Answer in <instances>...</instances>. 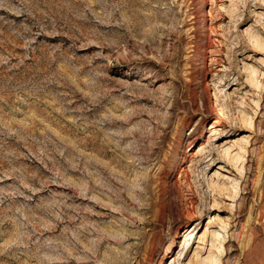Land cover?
Wrapping results in <instances>:
<instances>
[{
  "label": "rangeland",
  "instance_id": "1",
  "mask_svg": "<svg viewBox=\"0 0 264 264\" xmlns=\"http://www.w3.org/2000/svg\"><path fill=\"white\" fill-rule=\"evenodd\" d=\"M239 1L237 18L227 0H0V264H172L190 225L205 231L218 214L224 264H264V95L242 74L264 71L247 34L264 37V4ZM174 101L179 116L160 145ZM235 140L249 142L243 173L223 160ZM215 169V182H240L235 198L220 195V211ZM163 170L180 183L161 223ZM191 199L195 222L180 214ZM197 241L176 264L195 259Z\"/></svg>",
  "mask_w": 264,
  "mask_h": 264
},
{
  "label": "bare ground",
  "instance_id": "2",
  "mask_svg": "<svg viewBox=\"0 0 264 264\" xmlns=\"http://www.w3.org/2000/svg\"><path fill=\"white\" fill-rule=\"evenodd\" d=\"M212 3L215 0H211ZM230 2L229 6L226 7V12L229 14H232L234 17L239 18L240 16V9H241V3L242 1L239 0H227ZM226 2V1H225ZM258 3H262L264 4V0H256V4ZM225 3H221L220 5H224ZM217 10L221 11V6H219V4L217 5ZM235 14V15H234ZM257 15V14H256ZM263 15V13L259 14V17L261 18ZM204 16V14H203ZM211 32L213 33L214 31V27L211 26L210 27ZM247 34H248V48H250L251 50L259 53V54H263L264 55V37L260 34L257 33L255 31H252V29H248L247 30ZM217 40V39H214ZM195 47V46H194ZM197 52V47H195L194 52ZM212 52V51H211ZM213 58H211V61L213 62ZM260 63L264 64V57L259 58ZM244 71L242 72V74H244L246 76V80H245V84L244 87L245 88H250L251 91L253 92H258L260 93V95H264V71L260 70L258 67L254 66V65H247L245 66V68L243 69ZM220 70H217V72H219ZM206 72V69H205ZM212 76H214V72L211 71L210 72ZM237 84V83H235ZM237 89V88H236ZM238 90V89H237ZM179 91V90H178ZM264 97V96H263ZM218 98V97H217ZM178 101V99H177ZM174 101L173 105H172V109H174V113L167 119H166V124L167 126L164 129V135L161 137L162 138V142H160V145L163 143L164 139L168 138V131L171 128V126L174 124V120L176 118H178L179 114H177L175 112V110L179 109V101ZM195 101V100H194ZM255 104L257 105V107H259V100L255 101ZM220 105H218V107L215 110L216 114H221V109L219 108ZM228 116L225 114V117ZM240 119H242V122L245 124V126L248 127H254L256 126V122L253 116H250L249 114L242 112L241 115L239 114ZM238 116V117H239ZM238 119V118H237ZM162 120V119H161ZM183 118L182 119H178L179 121V126L177 129V132H179L180 129V121L183 122ZM221 125L222 124V119L220 120V118H216L213 125H211V135L209 136V138H212L214 136H216L217 133H214V129L215 126L217 125ZM188 125V124H187ZM246 128V127H245ZM185 129V128H184ZM247 130V129H245ZM196 132V131H195ZM199 132V131H197ZM202 139V138H201ZM231 142V141H230ZM182 144V142L180 141V138L178 136H176L174 139H172L171 142V147H170V153H177L180 149V145ZM248 140H246V142H244V140L242 141H233V144L228 146L226 149H224L222 151V155H223V160L225 161H229L231 162L240 173H243L245 170V156L247 155V153H249L248 150ZM208 146V145H207ZM207 149L205 142H202L199 146V156L202 157L203 154H206L207 152H205ZM162 147L159 146L158 149L153 150L152 153L146 158V161H153L155 159H159L162 155ZM261 152V148L259 147V152L258 154L256 153V155L258 156L259 160L262 156H260ZM210 156V154L208 155ZM193 158V157H192ZM212 159H210L209 161H211ZM200 166L203 165L204 160H200ZM192 166V165H191ZM218 168H221V166H219ZM216 170V169H215ZM219 169H217L214 173V175L211 177V179L209 180V185L210 188L214 191H217L216 194L214 195V205L213 208H217V210H223V204H222V200H219L220 195H228L230 198H235L238 194H239V186H240V182L238 181V179L236 178H219L217 180V182H215V177L218 176L220 177L221 173L218 171ZM184 171V170H183ZM182 171V173H183ZM165 175H168V173L163 170L162 174L160 175V177L158 178V184H157V195H158V199L157 200V204L156 206H158V216L157 219L159 222L164 223V221L167 218V214L171 211V187L178 185V182L180 183V180L178 181H174L171 185V182L165 177ZM188 172L185 170V174H184V178H183V182L182 184H185L186 187H191V180L188 177ZM214 178V179H213ZM148 185V184H147ZM150 187V186H149ZM188 188V189H189ZM189 191V190H187ZM190 192V191H189ZM192 194V193H191ZM185 196H188L185 195ZM188 198V197H187ZM190 199V198H188ZM187 200V199H185ZM189 201V200H188ZM194 201L191 199L188 203L186 208L181 209V216L187 220H189V222H195L196 218H198L195 213V209H194ZM222 204V205H221ZM209 220V219H208ZM227 220V219H226ZM226 220L221 218V215H211L210 220L207 223L206 226V230L205 231H199L196 233V230L199 227V224L197 226L192 227V225H190V227L182 234L181 238L182 241L181 246L182 249L178 251V255H181L187 251L189 248L187 249V245L191 246L195 240L198 238V246L196 247V249L194 250V254H193V261L187 263V264H224L223 262V256H227L229 254V248L227 247L228 242H226V236L229 234L227 232V224H226ZM216 222H218L216 225ZM188 226V223L185 225V227ZM218 227L220 226V228L217 229H212L214 227ZM196 233V234H195ZM232 235V234H231ZM230 235V236H231ZM229 236V237H230ZM151 242L155 245L156 244H161L162 241L158 240V237L153 234V237L151 238ZM153 245V246H154ZM210 245V249H208V253L206 257H201L200 253L201 251L204 249L203 246H208ZM172 252V251H171ZM165 256V255H164ZM164 256L162 257V260L164 259ZM174 256V255H173ZM170 257V258H173ZM176 256V258H177ZM179 257V256H178ZM174 259L173 263L176 264V260ZM172 263V264H173Z\"/></svg>",
  "mask_w": 264,
  "mask_h": 264
}]
</instances>
